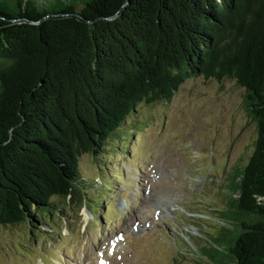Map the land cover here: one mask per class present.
Returning <instances> with one entry per match:
<instances>
[{
    "label": "trees",
    "instance_id": "16d2710c",
    "mask_svg": "<svg viewBox=\"0 0 264 264\" xmlns=\"http://www.w3.org/2000/svg\"><path fill=\"white\" fill-rule=\"evenodd\" d=\"M196 76L234 79L257 126L201 256L264 264V0H0V228L92 206L78 157Z\"/></svg>",
    "mask_w": 264,
    "mask_h": 264
},
{
    "label": "rangeland",
    "instance_id": "374dc122",
    "mask_svg": "<svg viewBox=\"0 0 264 264\" xmlns=\"http://www.w3.org/2000/svg\"><path fill=\"white\" fill-rule=\"evenodd\" d=\"M244 93L234 79L196 76L169 101L137 105L97 156L78 157L94 206L44 222V237L1 227L0 264H207L201 252L229 227L219 219L228 178L257 135Z\"/></svg>",
    "mask_w": 264,
    "mask_h": 264
}]
</instances>
